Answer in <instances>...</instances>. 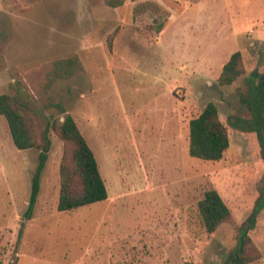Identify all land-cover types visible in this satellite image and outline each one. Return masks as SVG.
<instances>
[{
    "label": "rangeland",
    "instance_id": "rangeland-1",
    "mask_svg": "<svg viewBox=\"0 0 264 264\" xmlns=\"http://www.w3.org/2000/svg\"><path fill=\"white\" fill-rule=\"evenodd\" d=\"M238 50L245 73L221 85ZM74 54L83 70L46 88L51 63ZM263 79L264 0H0V93L22 80L50 119L62 122L64 106L109 194L58 210L72 146L52 132L28 216L40 151L19 149L0 115V264H225L244 222L260 251L248 264H264L262 147L256 132L229 125L238 87ZM211 101L230 134L217 161L189 154L190 120ZM209 187L233 215L210 234L192 214Z\"/></svg>",
    "mask_w": 264,
    "mask_h": 264
},
{
    "label": "trees",
    "instance_id": "trees-1",
    "mask_svg": "<svg viewBox=\"0 0 264 264\" xmlns=\"http://www.w3.org/2000/svg\"><path fill=\"white\" fill-rule=\"evenodd\" d=\"M107 2L112 6H119L124 0ZM83 68V62L77 54L56 59L47 70L45 87L49 89L58 79H70ZM244 73L242 53L238 50L232 53L224 64L218 80L221 85H230ZM12 88V93H0V115L6 118L13 142L19 149L37 148L40 151L27 215L33 212L40 193L41 177L52 145V132L72 146L70 155L65 157L60 168L58 210L72 211L106 200L109 194L98 160L75 118L60 105L61 111L65 114L64 120L62 122L52 120L38 106L22 80L13 82ZM238 93L242 108L229 125L235 130L256 132L264 158V81L258 85L238 87ZM36 118H39L42 124L40 141L37 140ZM189 132V154L192 157L217 161L223 158L230 146L228 126L220 119L219 108L215 102H209L197 117L190 120ZM260 181L263 202L264 174ZM255 213L256 211L252 215ZM192 214L194 221L200 222L205 232L209 234L215 232L222 224L233 221L230 207L215 187H209L204 191L203 197L194 208L192 207ZM245 223L239 225L241 235L238 245L231 259L225 264H248L260 257V251L254 246Z\"/></svg>",
    "mask_w": 264,
    "mask_h": 264
}]
</instances>
